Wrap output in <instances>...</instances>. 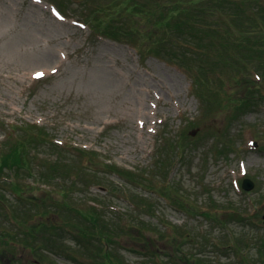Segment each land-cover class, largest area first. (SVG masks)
<instances>
[{
	"label": "rangeland",
	"instance_id": "1",
	"mask_svg": "<svg viewBox=\"0 0 264 264\" xmlns=\"http://www.w3.org/2000/svg\"><path fill=\"white\" fill-rule=\"evenodd\" d=\"M14 143L0 264H264V0H0V162Z\"/></svg>",
	"mask_w": 264,
	"mask_h": 264
},
{
	"label": "trees",
	"instance_id": "2",
	"mask_svg": "<svg viewBox=\"0 0 264 264\" xmlns=\"http://www.w3.org/2000/svg\"><path fill=\"white\" fill-rule=\"evenodd\" d=\"M223 2H224V0H223ZM219 3V2H218ZM221 3V2H220ZM138 8V7H137ZM230 14H232V13H230ZM91 16H93L92 14H91ZM90 16V17H91ZM189 19L190 18H188V19H181L182 20V22L184 23V25H185V27H179V29H178V27H176L175 28V26H174V29H176V31L177 32H179V34H181V32L182 33H185V34H193L194 35V39H196V40H199V36H203V37H206V36H208L209 34L206 32L207 31V29L206 28H208V24H206V25H203L202 23L201 24H199V22H196L194 19H192V20H194V22H190L189 21ZM95 20H98V21H100V22H104L105 24L106 23H111V22H113V20H114V18H113V15H111V16H106V17H101V19H95ZM175 20H179V19H175ZM191 20V19H190ZM189 21V22H188ZM186 22H188V23H186ZM95 27H97L98 26V23H96L95 25H94ZM212 29L213 28H209L208 30H211L212 31ZM102 34L103 32H98V34ZM128 32H124L123 34H122V39L123 38H127L128 40H134L133 39V37H131V36H129L128 34H127ZM196 35V36H195ZM193 37V36H192ZM191 37V38H192ZM137 39V38H136ZM135 39V42L136 43H138V39L136 40ZM113 40V39H112ZM197 43H199L198 41H196ZM136 45V44H135ZM135 47V46H134ZM138 45L135 47V48H133L136 52H137V50H138V53L140 52L139 51V49H138ZM137 49V50H136ZM147 52H149V54H151L153 57H155V58H157L158 59V57H159V55L158 54H161L160 52H158V51H153V49H148L147 48ZM153 52H154V54H153ZM141 54H142V52H141ZM163 55V54H162ZM178 56V55H177ZM174 57L173 58V62L172 63H175V64H172V66H174V67H176V68H178V69H180V70H182L183 72H185L186 71V66L184 65V63H182V62H184L182 59H183V57H182V59H181V57ZM165 59H167V58H165ZM168 60V59H167ZM177 60H180V61H182L181 63H177V62H175V61H177ZM184 69V70H183ZM18 146V143H14V148H12L10 151H8V153H6V155L2 158V161L0 162V176L1 175H3V174H6V171H5V168L6 167H8V168H10L11 170H13V172L16 170V171H19V170H23V169H26V168H24L23 166H24V161H23V159H22V157H21V154L20 153H23L24 154V150L26 151V147H28V144H27V146H19V147H17ZM77 153H78V155L79 154H81L82 155V158H84V157H91V156H89L90 154L89 153H86V151L85 150H79V149H77ZM90 160H88V162H89ZM107 167H109V165L107 166ZM15 169V170H14ZM120 175H121V173H120ZM123 178L125 177V176H123V175H121ZM13 189H14V191H17V192H20V191H22L21 190V187H20V185H19V183H16V184H14L13 185ZM33 189V188H32ZM22 196H23V198H24V192L22 191ZM28 198V200H31V201H33V198L31 199V197H27ZM25 200H27V199H25ZM27 200V201H28ZM1 205V204H0ZM82 211V210H81ZM80 211V213H78V216L80 217V219L83 221V222H85L87 225H88V227H85V228H82V229H79V228H77L81 233V235H83V236H86L87 237V241L90 239V238H92L91 240H93L94 238H98V237H105V238H107L106 237V234H100L99 233V231L95 228V230L92 228V227H95V220H96V215H97V217L99 216V215H101L100 214V209H99V204H96V207H87V208H85L82 212ZM214 214L215 215H217L218 213H217V211H214ZM97 220H99V218H97ZM167 228V227H166ZM75 229V228H74ZM87 229H90V230H87ZM93 232H94V235H93ZM67 234H71L72 236H74V235H76L73 231H70L69 233H67ZM3 237V236H2ZM102 245V244H101ZM108 246H109V243H108ZM101 247H103V255H102V264H109L108 262H107V252H108V248L109 247H106V245H102ZM104 258V259H103Z\"/></svg>",
	"mask_w": 264,
	"mask_h": 264
},
{
	"label": "water",
	"instance_id": "3",
	"mask_svg": "<svg viewBox=\"0 0 264 264\" xmlns=\"http://www.w3.org/2000/svg\"><path fill=\"white\" fill-rule=\"evenodd\" d=\"M251 188H253V183H252L250 180L245 179V180L242 182V189H243L244 191H250ZM260 219H262V223H263V225H264V212H263V214H262V216H261Z\"/></svg>",
	"mask_w": 264,
	"mask_h": 264
},
{
	"label": "bare ground",
	"instance_id": "4",
	"mask_svg": "<svg viewBox=\"0 0 264 264\" xmlns=\"http://www.w3.org/2000/svg\"><path fill=\"white\" fill-rule=\"evenodd\" d=\"M47 59L49 60V58H48V57H47ZM47 59H46V60H47ZM47 62H48V61H47Z\"/></svg>",
	"mask_w": 264,
	"mask_h": 264
}]
</instances>
